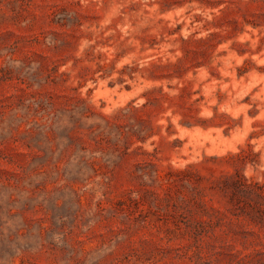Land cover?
Masks as SVG:
<instances>
[{
	"label": "rangeland",
	"instance_id": "1",
	"mask_svg": "<svg viewBox=\"0 0 264 264\" xmlns=\"http://www.w3.org/2000/svg\"><path fill=\"white\" fill-rule=\"evenodd\" d=\"M0 264H264V0H0Z\"/></svg>",
	"mask_w": 264,
	"mask_h": 264
}]
</instances>
